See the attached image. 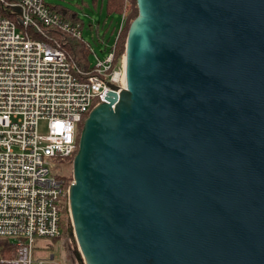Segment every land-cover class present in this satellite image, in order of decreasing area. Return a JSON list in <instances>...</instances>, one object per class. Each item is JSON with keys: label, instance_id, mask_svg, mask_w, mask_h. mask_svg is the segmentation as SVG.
Listing matches in <instances>:
<instances>
[{"label": "water", "instance_id": "95a60500", "mask_svg": "<svg viewBox=\"0 0 264 264\" xmlns=\"http://www.w3.org/2000/svg\"><path fill=\"white\" fill-rule=\"evenodd\" d=\"M135 6L71 162L79 259L264 264V0Z\"/></svg>", "mask_w": 264, "mask_h": 264}, {"label": "built area", "instance_id": "2783aa9c", "mask_svg": "<svg viewBox=\"0 0 264 264\" xmlns=\"http://www.w3.org/2000/svg\"><path fill=\"white\" fill-rule=\"evenodd\" d=\"M125 20L123 14L106 56L91 65L75 61L54 37L82 40L78 23L45 0H0V264H83L72 233L65 247L73 254L62 263L47 252L35 258L36 239L61 238L62 209L71 227L65 169L82 117L105 102L109 85L115 93L125 86L124 55L114 62Z\"/></svg>", "mask_w": 264, "mask_h": 264}, {"label": "trees", "instance_id": "16d2710c", "mask_svg": "<svg viewBox=\"0 0 264 264\" xmlns=\"http://www.w3.org/2000/svg\"><path fill=\"white\" fill-rule=\"evenodd\" d=\"M90 4L91 6H89L83 0L76 4V7L80 10L87 8L91 14L96 15L95 20L90 18L87 20L88 25L84 28L88 32L94 31L95 34L101 38L105 37V42H113L114 37L118 32L120 18L123 14H125L126 20L114 47V62L117 63L119 62L122 55H124L125 39L129 24L137 15L135 0H90ZM48 5L54 9L55 12L60 14L63 19L69 20L72 23H78L80 28L83 27L84 20L78 15L77 12L67 9L66 7L59 4L48 3ZM54 37L58 39L59 43H61L60 48L63 49L67 54L71 55L75 61L79 63L88 61L89 50L86 46L87 43L83 40V38L82 40H76L69 36H65L63 34L61 35L58 32L54 33ZM108 47H110V45ZM109 50L110 48H108V51ZM86 116L87 114L82 117L79 123L80 129ZM67 181H71V176H68ZM0 243L3 244L4 242L0 241Z\"/></svg>", "mask_w": 264, "mask_h": 264}, {"label": "rangeland", "instance_id": "374dc122", "mask_svg": "<svg viewBox=\"0 0 264 264\" xmlns=\"http://www.w3.org/2000/svg\"><path fill=\"white\" fill-rule=\"evenodd\" d=\"M47 3L50 4H59L67 9L73 10L78 13V15L84 20V25L81 28L82 32V38L83 40L88 44L89 46V56H88V62L92 65L95 62V57H98L100 59L104 58L106 54L108 53V46L111 44V42L107 41L105 42V37L101 38L100 36H97L94 31H87L84 27L87 26V20L90 18L92 20H95L96 15L91 14L87 8H84L83 10H80L76 7L77 3H80L81 0H45ZM86 2L89 6L90 0H83ZM90 16V17H89ZM100 34V32H99ZM101 35V34H100ZM80 125V124H79ZM79 125H77V131L78 134L80 132ZM45 124L44 122H40L38 126V131L42 133L44 131ZM78 142V137L76 138V145ZM64 162H68L67 159L64 160ZM66 176L71 174V166H69L67 169H65ZM61 223H60V230H61V238L58 240L51 239V238H42V239H36L37 245H40L38 254L35 255V258H41L42 255L46 254L44 252L48 253V256L53 255L56 262L62 263L64 258L68 259L70 254H73V250L67 254V250L65 247V236H70L72 233V229L70 226L66 223V215L64 209L61 211ZM1 242H5L4 239H0ZM4 244V243H3ZM44 253V254H43Z\"/></svg>", "mask_w": 264, "mask_h": 264}]
</instances>
